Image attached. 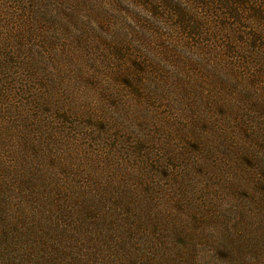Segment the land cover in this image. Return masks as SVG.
I'll return each mask as SVG.
<instances>
[{
    "label": "rangeland",
    "instance_id": "obj_1",
    "mask_svg": "<svg viewBox=\"0 0 264 264\" xmlns=\"http://www.w3.org/2000/svg\"><path fill=\"white\" fill-rule=\"evenodd\" d=\"M132 4L0 0V264H264V68Z\"/></svg>",
    "mask_w": 264,
    "mask_h": 264
},
{
    "label": "trees",
    "instance_id": "obj_2",
    "mask_svg": "<svg viewBox=\"0 0 264 264\" xmlns=\"http://www.w3.org/2000/svg\"><path fill=\"white\" fill-rule=\"evenodd\" d=\"M11 1V0H10ZM53 1L57 5L65 4V0H26L30 9L27 13H31L35 6L53 5ZM133 3L134 9L137 11L138 17L142 22L146 19L149 12L157 16L160 23L169 27L171 37L175 43L182 42L180 38H184L186 44L189 42L190 48L199 52L202 48L209 49L211 53L218 58L222 54L228 53L230 63H235L233 67H246L255 65L257 68H264V0H128ZM15 2V1H14ZM13 2V3H14ZM6 4L3 9L6 10V17L14 20L15 29L19 23L24 20L21 16L13 13V10ZM25 5V4H22ZM21 5V6H22ZM26 9V6L24 10ZM23 15V14H22ZM164 26V27H165ZM172 40V41H173ZM190 40V41H188ZM121 47V46H120ZM119 48L117 53L120 56V62L125 61V70L128 73L131 70L135 72L143 69L145 65V57L135 54L123 55L122 49ZM9 56V54L7 55ZM5 56V57H7ZM4 61L0 63V72L3 68ZM142 67V68H141ZM230 72H233L231 70ZM9 77H1L0 81L8 80ZM120 81L124 86L130 87L135 92L137 84L129 81L127 74H120ZM1 84V83H0ZM21 89H25L26 84L21 85ZM16 91L19 95L20 91ZM7 92V93H4ZM10 91L0 85V103L3 98L11 97ZM26 90L22 92L24 96ZM9 94V95H7ZM15 94V95H16ZM21 95L19 96L20 98ZM7 96H9L7 98ZM31 98V97H30ZM24 99V98H22ZM32 99V98H31ZM20 100V105L22 104ZM39 111L34 118L29 109L25 115L35 122V130L43 129L41 119H44L42 108L43 102L39 103ZM105 128L101 122L99 129ZM45 129V128H44ZM46 134L47 131L45 129ZM34 142H30L29 146H33ZM20 178L15 179V186L19 189ZM29 192V191H28Z\"/></svg>",
    "mask_w": 264,
    "mask_h": 264
}]
</instances>
